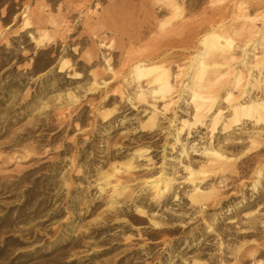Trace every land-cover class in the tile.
Masks as SVG:
<instances>
[{"label":"rangeland","instance_id":"374dc122","mask_svg":"<svg viewBox=\"0 0 264 264\" xmlns=\"http://www.w3.org/2000/svg\"><path fill=\"white\" fill-rule=\"evenodd\" d=\"M170 1L0 0V264H264V126L176 144L189 96L155 130L141 129L151 101L120 98L136 96L131 58L161 25L194 30L159 50L176 76L212 31L242 47L253 21L257 40L264 0H175L180 14Z\"/></svg>","mask_w":264,"mask_h":264},{"label":"bare ground","instance_id":"6f19581e","mask_svg":"<svg viewBox=\"0 0 264 264\" xmlns=\"http://www.w3.org/2000/svg\"><path fill=\"white\" fill-rule=\"evenodd\" d=\"M168 8L175 14L181 12L175 0L168 3ZM252 24L253 21H244L240 28V37L244 38L242 47L235 44L234 39L224 31L216 30L204 36L199 42L201 50L189 61V69L186 72L179 71L176 76L173 72L178 66L167 64L165 59L169 56L161 57L163 52L159 50L177 46L181 40L192 44L194 30L186 29L183 23L179 26L176 24L177 27L172 24L170 30H167L170 24L161 25L159 38L155 43L156 49L150 53H136L131 58L136 96L124 97L121 94V103L127 102L136 111L140 106L136 105L135 99L142 103L151 101V117L143 123L141 129L145 130L147 123L151 122V128L155 130L159 129L161 116L166 117L172 111L175 104L172 99L180 97L184 100L189 96L190 101L185 106L194 114L193 122H182V127L176 129V144L181 143V138L185 135H188V139H193V131L190 130L195 127L196 133H201L204 129L210 130V142L213 143L214 135L219 129L229 132L248 122L258 127L264 126V32L256 40L251 31ZM254 41L257 42L256 45ZM239 48L244 50L242 60L236 58ZM238 64L243 68L234 67ZM69 65L70 62H64L60 72ZM81 77L80 73L74 75L75 80ZM115 97L111 96L109 101L116 99ZM156 103L165 105L160 109ZM107 117L104 115V119ZM172 124L175 121H171ZM195 145L192 149L196 152ZM182 147L183 153L187 155L189 152L186 144H182ZM209 152L214 156L212 163L217 167L224 169L228 165L229 160L218 151ZM194 191L198 194L203 192L199 186Z\"/></svg>","mask_w":264,"mask_h":264}]
</instances>
